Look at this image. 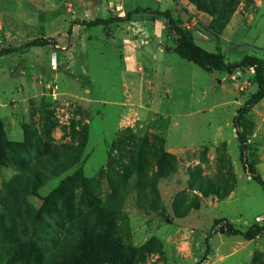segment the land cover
<instances>
[{
    "label": "rangeland",
    "instance_id": "obj_1",
    "mask_svg": "<svg viewBox=\"0 0 264 264\" xmlns=\"http://www.w3.org/2000/svg\"><path fill=\"white\" fill-rule=\"evenodd\" d=\"M137 7L170 10L228 63L264 60V0H0V49L57 43L0 55V215L20 230L8 214L54 195L65 228L56 239L28 228L38 231L26 243L44 255L40 264H57L78 243L80 217L116 229L139 251L136 264H264V236L220 232L264 226L254 179L264 181V99L240 117L258 90L255 71L206 72L175 53L166 23L147 14L74 23ZM64 183L74 195L58 194ZM8 244L0 236V264H27L29 251L11 256ZM102 261L116 264L106 254L88 264Z\"/></svg>",
    "mask_w": 264,
    "mask_h": 264
},
{
    "label": "trees",
    "instance_id": "obj_2",
    "mask_svg": "<svg viewBox=\"0 0 264 264\" xmlns=\"http://www.w3.org/2000/svg\"><path fill=\"white\" fill-rule=\"evenodd\" d=\"M142 14L150 15L153 19H159L166 23L169 35L174 43L173 51L186 59L189 62H193L206 72L219 71L233 75L236 71L244 70L246 68H253L255 71V80L258 83V90L251 96L246 102L243 108L240 110V117L249 113L260 101L264 99V60L258 56L249 55L244 59L228 63L225 61L223 55L219 53L210 52L195 42L194 36L186 27L182 26L180 21L176 19L170 10L160 11L155 10L152 7H137L134 10L128 11L123 16H115L111 18H97L90 21H75L76 25L96 27L101 25H109L113 22H126L131 21L135 17ZM73 33V27L68 31V35ZM56 41L51 37H37L20 46H10L0 49V55H9L17 52L24 53L33 47H42ZM57 44V43H56ZM252 172L256 174L255 169L252 167ZM63 172L60 171L58 175ZM264 189V181L259 175H255L254 178ZM83 194L91 193V190L83 184ZM65 193L74 195L73 191L68 189L67 183H64L58 190V194L64 196ZM57 194V192H56ZM113 197L116 199L119 193L116 189L112 191ZM28 195H30L28 193ZM54 195L46 197L42 208L37 209L35 207H18L16 211L11 212V208L4 206V210L8 214L10 220L15 226L16 219L22 221V227L20 230L7 226L4 220V215H0V236L1 238L8 239L7 251L11 256L14 254L23 253L24 250H28L31 254V259L27 264H40L44 255L40 253L38 247L35 244L26 241L28 238H34L38 235V231L30 234L28 228L35 226L36 230L41 229L45 232L48 238L56 239L57 232L65 228L64 223L56 217L51 211V200ZM82 198V195H81ZM90 203L96 201V196L90 194L88 198ZM5 205V204H4ZM21 208V209H20ZM6 214V215H7ZM14 214L15 217H12ZM85 218L78 220L80 234L78 243L69 245L64 249L62 259L57 264H88L89 258L92 256H99L106 254L111 257V260L116 264H136L134 260L138 257L139 251L132 247L130 244H124L119 236H116V229L113 227H98L92 226L85 222ZM218 223V222H217ZM12 225V226H13ZM20 228V227H19ZM220 232L238 235L242 234L245 239L253 240L258 237L264 236V226L256 225L248 228L244 233L235 229L232 224H228L227 227H221ZM58 243L59 241L56 240ZM55 243V244H56ZM49 253V252H48ZM47 255V254H46ZM104 261L101 262L103 264ZM95 264V263H94Z\"/></svg>",
    "mask_w": 264,
    "mask_h": 264
},
{
    "label": "crops",
    "instance_id": "obj_3",
    "mask_svg": "<svg viewBox=\"0 0 264 264\" xmlns=\"http://www.w3.org/2000/svg\"><path fill=\"white\" fill-rule=\"evenodd\" d=\"M33 6V5H32ZM36 9V8H35ZM42 13V12H41ZM118 16H123V14H121V15H118ZM111 18V17H110ZM162 54H163V59H162V63H166L167 62V53L166 52H163L162 51ZM171 241H172V238L171 237H169L168 238V242L169 243H171Z\"/></svg>",
    "mask_w": 264,
    "mask_h": 264
},
{
    "label": "built area",
    "instance_id": "obj_4",
    "mask_svg": "<svg viewBox=\"0 0 264 264\" xmlns=\"http://www.w3.org/2000/svg\"><path fill=\"white\" fill-rule=\"evenodd\" d=\"M54 63H55V64L57 63V59H56V57L54 58Z\"/></svg>",
    "mask_w": 264,
    "mask_h": 264
}]
</instances>
